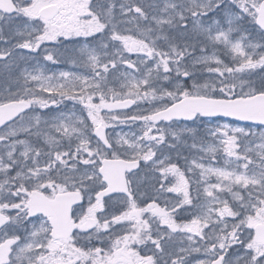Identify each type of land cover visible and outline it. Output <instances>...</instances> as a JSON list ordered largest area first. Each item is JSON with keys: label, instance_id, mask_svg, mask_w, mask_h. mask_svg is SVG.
Returning <instances> with one entry per match:
<instances>
[{"label": "snow or ice", "instance_id": "snow-or-ice-1", "mask_svg": "<svg viewBox=\"0 0 264 264\" xmlns=\"http://www.w3.org/2000/svg\"><path fill=\"white\" fill-rule=\"evenodd\" d=\"M0 264H264V0H0Z\"/></svg>", "mask_w": 264, "mask_h": 264}, {"label": "rangeland", "instance_id": "rangeland-1", "mask_svg": "<svg viewBox=\"0 0 264 264\" xmlns=\"http://www.w3.org/2000/svg\"><path fill=\"white\" fill-rule=\"evenodd\" d=\"M67 47L69 49H71L73 47L72 44H68ZM135 58V57H133ZM224 58V57H222ZM50 70L51 71H55V72H59L61 70L63 71H73V72H78L81 71L80 69L73 67L72 64L70 62L67 61H62L60 64L58 65H49ZM144 107H146L147 105H142ZM55 108V106H53ZM73 107V103L71 101H64V103L61 105V109H70ZM50 111L49 109H43V110H39V112H41V114H48V115H54L55 114V110ZM135 110V109H133ZM217 123L223 124L225 122H221V121H202V122H197V124H188L189 127H196L198 128L199 132L201 133V135H207L206 129L209 127H214ZM182 126V125H181ZM139 123H137L136 125H120L116 128L117 132L123 131V132H129V131H139ZM188 143H191V140L188 141ZM184 151V155H189L190 158L191 156L197 155V153L193 150L191 153H189L187 150H183Z\"/></svg>", "mask_w": 264, "mask_h": 264}, {"label": "water", "instance_id": "water-1", "mask_svg": "<svg viewBox=\"0 0 264 264\" xmlns=\"http://www.w3.org/2000/svg\"><path fill=\"white\" fill-rule=\"evenodd\" d=\"M219 118L232 120V118H226V117H219ZM240 123H245V122H240Z\"/></svg>", "mask_w": 264, "mask_h": 264}]
</instances>
